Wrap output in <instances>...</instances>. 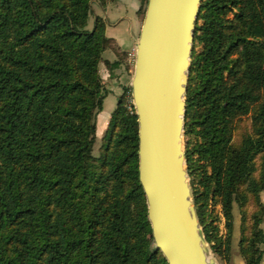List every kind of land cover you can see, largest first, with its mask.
I'll return each mask as SVG.
<instances>
[{
  "label": "trees",
  "instance_id": "trees-1",
  "mask_svg": "<svg viewBox=\"0 0 264 264\" xmlns=\"http://www.w3.org/2000/svg\"><path fill=\"white\" fill-rule=\"evenodd\" d=\"M95 1L110 0H0V264H168L139 181L131 87L111 113L102 155L93 154L108 96L101 65L113 72L130 59L103 17L89 30ZM246 116L250 125H241ZM185 131L212 252L230 264L237 204L240 255L262 264L264 0L202 1Z\"/></svg>",
  "mask_w": 264,
  "mask_h": 264
},
{
  "label": "water",
  "instance_id": "water-1",
  "mask_svg": "<svg viewBox=\"0 0 264 264\" xmlns=\"http://www.w3.org/2000/svg\"><path fill=\"white\" fill-rule=\"evenodd\" d=\"M202 1L148 0L130 83L139 181L155 248L168 264H218L194 203L184 139Z\"/></svg>",
  "mask_w": 264,
  "mask_h": 264
},
{
  "label": "crops",
  "instance_id": "crops-1",
  "mask_svg": "<svg viewBox=\"0 0 264 264\" xmlns=\"http://www.w3.org/2000/svg\"><path fill=\"white\" fill-rule=\"evenodd\" d=\"M141 1L142 0H110L106 8L102 7L97 1L92 5L94 18L96 19V17L100 16L106 20L107 36L115 39L121 48L129 54V57L132 53H136L137 41L143 26V21L139 14ZM106 59L113 62L116 60V56L111 52ZM105 69L112 80L117 79V83L114 86H119V90H121L122 93L125 87H130L132 68L129 61L116 71L111 72L109 69ZM106 88L108 91L112 90V88L108 86H106ZM113 88L115 89V87ZM241 264H244V262Z\"/></svg>",
  "mask_w": 264,
  "mask_h": 264
},
{
  "label": "rangeland",
  "instance_id": "rangeland-1",
  "mask_svg": "<svg viewBox=\"0 0 264 264\" xmlns=\"http://www.w3.org/2000/svg\"><path fill=\"white\" fill-rule=\"evenodd\" d=\"M94 19H95L94 16L91 17V19H90L89 30H92V28H93ZM200 48H201V46H198L196 48V50H200ZM110 53L111 52H106L104 54V57L108 58ZM135 56H136V53L135 52L132 53L130 56V60H129V62L131 64V68H132V77L134 74L135 58H136ZM105 68L106 67L102 64L100 73H101V76L103 78L105 85L112 88V90L108 91V96L106 97V99L104 101V108L102 111H100L97 114V117H96V123H97L96 138H97V140H96V144H95L94 150H93V154L96 157H100L104 151V143H105L104 137H105L108 125H109L111 113L116 108V105H117L119 98L122 94V91L119 90V86H117V85L114 86L117 83V79L112 80L109 77V74ZM113 87H115V89ZM132 104H133V99H132ZM243 122L244 123L247 122V124L250 125V121H249V118L247 116L243 117L241 119V122H240L241 125L243 124ZM241 132H242V130L235 131V140L238 141L240 139ZM184 139H185V148H186V141H187L186 135H185ZM261 196H262V202L264 203V192L262 193ZM215 211H216V214L220 218L218 225L220 227L221 235L225 236L226 235V225H225V218H224L221 206L217 205L215 207ZM234 218H235L234 219V232H233V240H232V246H231V262H230V264H241L242 262H244L243 258L240 255V251H239V242L241 239V214H240V211H239L237 204H235V206H234ZM262 229L264 230V222L262 224ZM262 249L264 250V245L262 246ZM215 258H216V256H215ZM217 261H218V264H222L218 259H217ZM262 264H264V259H263Z\"/></svg>",
  "mask_w": 264,
  "mask_h": 264
}]
</instances>
